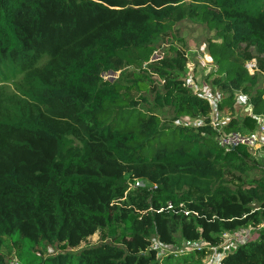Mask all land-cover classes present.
Masks as SVG:
<instances>
[{
    "label": "trees",
    "instance_id": "1",
    "mask_svg": "<svg viewBox=\"0 0 264 264\" xmlns=\"http://www.w3.org/2000/svg\"><path fill=\"white\" fill-rule=\"evenodd\" d=\"M216 3L0 0V67L22 82L20 95L0 93V264L5 253L21 264H204L201 250L175 256L179 246L216 247L222 234L261 224L264 173L243 188L224 185L233 172L245 176L256 167L247 147L218 142L243 133L244 120L211 124L208 101L182 79L187 57L179 50L152 59L155 42L178 23L204 25L219 39L208 45L213 84L225 94L218 110L240 91L264 124V86L246 66L253 62L264 79V0ZM125 67L143 69L127 85L103 81ZM164 107L174 123L156 114ZM126 177L147 185L128 190ZM132 214L119 245L77 255L35 252L46 244L76 247ZM216 264H264V229Z\"/></svg>",
    "mask_w": 264,
    "mask_h": 264
},
{
    "label": "rangeland",
    "instance_id": "2",
    "mask_svg": "<svg viewBox=\"0 0 264 264\" xmlns=\"http://www.w3.org/2000/svg\"><path fill=\"white\" fill-rule=\"evenodd\" d=\"M216 0H207L209 7H216ZM260 4L256 6L259 8ZM211 42H219L218 37L214 31H211L204 25L192 23L190 21H183L178 23L170 34L160 37L154 44L155 53L152 59H159L160 57L171 56L172 50L177 49L187 57V69L182 75V79L187 87L190 88L192 93H195L205 98L212 106V113L210 115V121L214 127L226 124L230 117L238 120H244L243 125L245 130L243 133H237L239 136H251L257 134L260 130L262 119L252 115V106L248 102V95L241 93L240 91L234 92V99L231 106L224 105L221 110H218L217 104L222 101L225 94L217 87L214 86L213 80L217 76V66L211 59V55L208 50V45ZM253 63V62H252ZM252 63H248L247 69L250 74L255 75L257 80V87L262 88L264 86V79L261 75L255 73ZM143 69V68H142ZM142 69H134L132 67H125L116 73H107L102 75L103 81L110 83L117 82L121 85H127L133 79L134 75L141 73ZM20 74L8 73L0 67V93L2 94H18V89L22 82L20 81ZM160 89L161 83L152 78ZM149 96L145 94L144 96ZM162 122L174 123L173 112L171 109L164 107L161 110H155ZM180 122H186L191 125L200 124L201 119H185L181 118ZM70 141L73 151L80 150V144L72 139L66 138ZM252 156V160L255 161L256 167L249 170L246 175H240L237 172H233L232 175L227 176L224 180V185L231 190L243 188L242 181L253 180L259 178L264 173V148L248 149ZM61 154L64 156V149H61ZM128 183V190L136 188L132 181L126 177ZM186 195L192 198L197 197V193L193 188L185 187L182 190ZM136 215H129L126 222L118 226L103 227L96 230V232L85 238L76 247H69L64 243H55L52 245L46 244L35 250L37 255L43 257L54 256L60 253H69L77 255L82 249L92 247L101 243H107L112 245H119L123 234L127 231L128 223L134 219ZM264 229V210L262 211L261 224L257 228H250L247 235H243L240 241H231L228 248L234 249L236 246L245 242L252 241L257 238L259 230ZM179 245V243H178ZM206 250V249H204ZM223 250V249H221ZM187 253L183 244L178 248L176 255H182ZM207 251H203L201 257L202 262H207ZM196 260L197 257H196ZM200 260V259H199ZM18 262V263H17ZM4 264H21L20 261L14 255H7L5 253Z\"/></svg>",
    "mask_w": 264,
    "mask_h": 264
},
{
    "label": "built area",
    "instance_id": "3",
    "mask_svg": "<svg viewBox=\"0 0 264 264\" xmlns=\"http://www.w3.org/2000/svg\"><path fill=\"white\" fill-rule=\"evenodd\" d=\"M211 106V104H209ZM212 108V106H211ZM261 118V117H259ZM262 119V118H261ZM211 122V121H210ZM212 124V123H211ZM218 142L221 147L226 149L234 148L236 145H243L247 147V149H257V148H264V124L262 119V124L260 130L257 131V134L251 136H239L237 133H232L228 135H222L218 138ZM132 184L136 187H144L147 184L141 180H133ZM248 230H237L232 234H222L221 235V243L216 246H208L207 244L203 243L202 241L199 242H185L183 243L185 250H201L207 251L209 254L207 257V262L205 264H216L220 258L223 256L224 252L229 250L230 247L229 243L231 241H240L243 235H247ZM154 248H160L161 250H168V247H164L160 245L158 242H153ZM206 249V250H204ZM223 249V250H220Z\"/></svg>",
    "mask_w": 264,
    "mask_h": 264
},
{
    "label": "clouds",
    "instance_id": "4",
    "mask_svg": "<svg viewBox=\"0 0 264 264\" xmlns=\"http://www.w3.org/2000/svg\"><path fill=\"white\" fill-rule=\"evenodd\" d=\"M137 188V187H136Z\"/></svg>",
    "mask_w": 264,
    "mask_h": 264
}]
</instances>
